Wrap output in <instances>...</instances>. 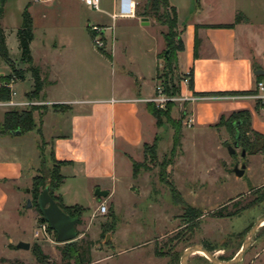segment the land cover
Segmentation results:
<instances>
[{
	"label": "rangeland",
	"instance_id": "1",
	"mask_svg": "<svg viewBox=\"0 0 264 264\" xmlns=\"http://www.w3.org/2000/svg\"><path fill=\"white\" fill-rule=\"evenodd\" d=\"M228 1L229 10L207 13L208 22H236L240 19L241 15L232 10L233 0ZM195 2L196 0L191 12H181V20H188L189 15L198 10ZM141 5L137 6V17L141 14ZM4 13L6 19L1 27L8 34L6 47L12 67L9 68L0 59V75L12 87L14 83L24 79L27 66L20 62L15 34L10 35V29L15 24L13 10L8 6L3 10ZM84 16L91 17V24L104 17L80 5L72 13L68 12V15L58 10L52 22L48 23L63 25L56 29L55 35L47 33V23L34 19L33 30L37 41L41 36L51 40L53 36L67 35L65 31H70L69 35L76 42V46L60 53L44 52L37 46L33 49L32 66L39 70L50 100H62L69 95L76 98L85 95L90 98L109 96L113 86L119 85L121 80L118 77L122 69L120 64L123 63L124 75L128 72H147L151 63L148 49H159L162 44L161 33L167 32L166 26L161 24L149 25L142 30L137 28L135 22L121 25L110 21L107 25L100 26L111 28L114 38L112 51L104 52L107 60H103L92 45L89 25L87 30L86 23L84 30L72 26ZM166 52L167 47L163 42L157 58L159 68L157 72L154 69V91L156 86L162 85L165 97L177 99L179 94L173 96L165 92V74H168L170 85L175 87H179L186 76L180 72L177 63H173L172 71L168 73L164 61ZM113 54L115 58L112 61ZM181 64L184 66L183 56ZM29 79L30 74L25 81L14 87L16 100H24L23 94L30 90ZM149 86L152 87L153 84L149 83ZM149 88L143 86L144 95L150 93ZM154 96L153 92L148 100ZM244 96L237 94L232 98L253 102L255 112L264 110L259 103L244 99ZM37 104L29 108L10 109L18 112L36 109L33 117H36L34 122L38 126L39 117L51 107L44 106L40 101ZM188 105L190 104L179 101L170 102L163 109L153 105L161 116L158 117L159 126H153L152 137L145 147L155 149V159L150 158L149 150L143 147L130 162L132 170L135 166L136 176H123L110 200L99 199L96 203L91 198H81L80 205L91 210L84 213L79 225H76L75 240L58 244L49 231L45 240L42 237L34 238V231L42 221L38 208L31 199L32 186H28L29 193L22 192L18 214H14L7 224L0 227V264H66L61 252L72 243L82 241L84 245H89L88 250L83 253V264H180L183 251L193 245L202 246L223 261L231 260L240 250L252 225L264 215V201L245 209L257 198L250 194L252 187L264 182V135L258 133L261 136L259 138L250 132L245 135V127H242L239 130L241 137L244 136L249 141L246 140L244 145L242 138L241 148L235 149V154L230 156L227 147H233V135L236 133L233 126H223L219 121L206 126L194 125L188 118ZM235 113L237 112L232 114ZM154 121L157 122L156 119ZM249 128L252 129L251 118ZM31 136L42 141L36 132ZM39 147L43 160L36 176H43L52 172L54 162L45 153L44 141L39 143ZM241 149L245 152L244 158H241ZM259 153L263 156L252 157ZM242 163L246 166L245 174L236 178L233 170ZM161 172H164L165 178L179 193L178 200H173L169 187L161 183ZM28 200L31 206L27 204ZM101 204L107 208L105 215L97 213ZM110 206L114 214L113 224V219L109 217ZM187 207L198 211L200 217L191 221L184 211ZM217 211H221L224 218L214 216L213 213ZM232 213L235 216L227 217ZM108 233H112L111 241L105 244L104 239ZM19 243L29 244V249H15ZM9 245L13 248H8ZM35 248L40 250V261L33 253ZM69 264L76 262L71 260ZM187 264L211 263L203 256L193 254L188 258ZM237 264H264V226L256 232L250 247Z\"/></svg>",
	"mask_w": 264,
	"mask_h": 264
},
{
	"label": "crops",
	"instance_id": "2",
	"mask_svg": "<svg viewBox=\"0 0 264 264\" xmlns=\"http://www.w3.org/2000/svg\"><path fill=\"white\" fill-rule=\"evenodd\" d=\"M117 1L101 0L100 11L97 13L104 17L91 24V17L84 16L85 18L78 19V22L73 23L72 26L84 30L86 23L87 30L88 25H107L112 22L110 16L115 10ZM133 1L136 3V10L139 4H142L140 9L142 10L146 2V0ZM167 2L176 10L177 31L180 33L184 47L183 52L176 55L178 69L185 75L189 71L192 72V91L181 82L182 96L193 93H238L239 95L251 93L255 90L258 81H264L253 75L255 70H264V17H262L264 0H233V12L241 15L238 22H208L207 13L227 10L228 0H196L198 10L190 14L188 20H181L180 14L191 12L194 0H167ZM78 5L91 11L84 5L83 0H7L3 10L10 6L14 13L15 24L10 29V35L16 34L25 8L32 18L33 27L34 19H38L42 21L41 23H47V33L55 35L56 29L63 26L48 24L55 18V12L61 10L68 15V12L72 13ZM5 19L4 13L1 25ZM115 22L121 25L135 22L137 28L142 30L149 25L159 24L151 16L143 17L141 14L138 17L135 14L132 19H117ZM221 26L228 28H220ZM65 32L68 34L53 36L51 40L41 36L37 41L33 30V40L30 44L31 57L36 46L40 47L41 51L56 53L76 46L74 38L69 35L70 31ZM4 34L7 44L6 29ZM162 34L160 48L148 49L147 54L150 55L151 63L147 72H139V74L128 72L124 75L122 73L124 67L121 63V74L118 76L121 83L114 85L111 94L107 97L90 98L89 95H85L76 98L69 95L68 98L54 101L47 98V90L43 85L39 97L29 100L35 103L40 101L44 106L67 107L63 111H54L52 108L47 110L39 117L37 126L42 141L46 143L45 153L57 162L67 163L60 168L64 182L56 191V195L61 198L65 206L77 205L91 210L80 205L81 198L88 197L97 203L99 199L94 196V191L99 189L108 193L105 198L108 201L113 197L120 179L123 176H132L130 162L150 141L154 131L153 126L156 128L154 118L147 112L144 103L154 92L156 78L154 69L157 72L159 68L157 58L164 42ZM196 42L197 57H194ZM92 51L97 53L93 49ZM98 56L107 60L101 54ZM182 56L184 66L181 64ZM114 58L113 54L112 61ZM28 76L27 73L24 79L12 85L11 90L14 94L12 103L29 102L25 96L32 91V79H29L30 90L23 94L24 100L21 98L16 100L14 93L17 83L25 81ZM149 83L153 86H149ZM143 86L150 87L148 95L143 94ZM236 95L200 97L201 100L188 105L189 120L194 125L206 126L234 112L248 111L251 116V130L264 135V110L260 113L255 112L253 102L236 98L234 100L232 97ZM10 108L0 106V125L4 114L9 112ZM35 132L36 130L20 135L12 133L0 135V227L7 224L14 214H18L22 192L29 193L28 186L38 172L41 162L39 143L42 141L31 136ZM258 156L263 155L259 153L252 157ZM262 186L264 182L252 188L257 189Z\"/></svg>",
	"mask_w": 264,
	"mask_h": 264
},
{
	"label": "trees",
	"instance_id": "3",
	"mask_svg": "<svg viewBox=\"0 0 264 264\" xmlns=\"http://www.w3.org/2000/svg\"><path fill=\"white\" fill-rule=\"evenodd\" d=\"M7 0H0V21L2 18V13H3V7L5 5ZM141 16L143 17H149L151 16L154 18L156 22L159 24L166 26L167 32L162 34L163 40L166 44L167 47V52L164 55V61H165V68L168 70V73L172 71V65L173 63L176 64L177 58L176 55L177 53L183 52L184 47H183V42L180 38V33L177 34V16H176V10L168 5L167 0H146ZM239 19L236 21L238 22ZM33 25H32V18L27 10L25 8L21 14V24L19 28L16 31V41L18 44V50L20 53V62L24 65L27 66V73L30 74L31 79L33 81V87L32 91L28 94H26L25 98L29 101L31 99H37L39 97V94L41 93L43 89L44 82L40 77L39 70L32 66V57H31V52H30V44L33 40ZM220 28H228L227 26H221ZM176 40V41H175ZM196 47H197V42L195 43V51H194V57H197L196 54ZM101 55L106 56V54L102 51H98ZM0 59L9 66V68L12 67L11 60L9 58V53L5 44V34L4 31L1 27L0 23ZM186 77L184 79L187 80V88L189 91H192L193 84H192V72L189 71L188 74L185 75ZM168 74H165V80L163 83V87L165 89V92L169 93V95H178L180 94V86H171L169 81H168ZM183 79V80H184ZM259 79L264 80V76L260 77ZM181 80V81H183ZM180 81V82H181ZM169 86V87H168ZM234 95L238 93H220V94H196L193 93L194 96L198 97H217V96H224V95ZM244 95H247L249 93H241ZM12 99V91L9 87V83L5 81L4 77H0V102H8ZM54 111H63L62 109L64 108L63 105H53L51 107ZM146 110L147 112L154 118L156 119V126H159V121L158 117L161 116V113L156 111L151 103H148L146 105ZM36 111V109H31L30 111H21L18 112L16 110H11L7 113L4 114L3 121L0 125V135H4L7 133H12L19 131L21 134H25L31 131L36 130L38 136L41 138V132L37 128L35 122H34V117L33 113ZM250 114L247 111H241L237 112L235 114L230 115L227 119H224V117H221L219 119V124H222L223 126H233V124H241L242 127H245V132L244 134H249L252 133L256 137H261L258 133L253 132L250 130ZM243 138V143L245 145L246 140L249 141L248 138L242 136L241 139ZM249 145V144H248ZM251 146V145H249ZM144 148L145 145L143 146ZM149 150V157L152 159H155V149L152 148H146ZM40 150V155H41V162L43 160V154L42 150ZM174 151V149H173ZM54 162V168L51 173L43 176H35L32 179L31 186V199L32 202L36 205L37 207V198L40 194V192L48 188L49 190V195L50 197L54 200V202L58 205V207L68 216L72 218L77 219V225H79L81 217L84 213L88 212V209L80 207V206H71L67 207L63 204L61 198L56 195V191H58L59 187L63 184L64 182V177L61 176L60 174V168L67 163L65 162H57L54 159H52ZM136 176V170L135 166H133L132 170V177ZM160 181L163 184H166L171 192L173 200H178L179 198V193L175 190L173 187L172 183L169 182L165 176L164 172L160 173ZM250 194H254L257 198L251 202L249 206H247L245 209L250 208V206H253L256 203H260L264 201V186L257 188V189H252L250 191ZM259 196V197H258ZM259 198V199H258ZM185 213L190 217V220H197L200 217V213L196 211L193 208L187 207L185 208ZM214 216L218 218H224L222 215L221 211H217L213 213ZM235 216V213L227 215V217ZM109 217H111L112 224L114 222V214L112 211V208L110 206L109 209ZM41 221V220H40ZM43 222V221H42ZM45 223V222H44ZM48 231L52 232L53 235L55 236L54 232L51 231V229L48 226ZM56 237V236H55ZM89 245H84L83 241L80 242H75L72 243V245H69L68 248L64 249L61 254H62V260L67 262L66 264H69L71 260H75L76 264H83V253L88 250ZM8 248H13L11 245L8 246ZM86 250V251H85ZM33 253L38 261H40L41 258V253L40 250L35 248L33 249ZM222 260V259H220ZM223 261V260H222Z\"/></svg>",
	"mask_w": 264,
	"mask_h": 264
},
{
	"label": "water",
	"instance_id": "4",
	"mask_svg": "<svg viewBox=\"0 0 264 264\" xmlns=\"http://www.w3.org/2000/svg\"><path fill=\"white\" fill-rule=\"evenodd\" d=\"M145 19H142L144 21ZM253 75L256 77L264 76V70H255ZM12 134L20 135L19 131L12 132ZM235 149H238V144L235 142L233 147H227L229 155L232 156L235 154ZM245 157V152H241V158ZM246 166L242 163L239 167L235 166L233 173L236 178H241L245 173ZM94 196L98 199H105L108 196L106 191H100L96 189L94 191ZM27 204L31 206V202L28 200ZM37 208L41 217V221L45 222L51 231L55 234V239L58 244H65L69 243L76 239L77 233L75 231L77 225V219L72 218L66 215L54 202V200L49 195L48 188L43 189L38 198H37ZM264 226V215L258 219L250 228L240 250L237 254L229 261H222L215 257V255L204 249L200 245H193L186 248L181 257H180V264H187L188 258L195 254L196 252H201L203 254V258L206 259L211 264H237L242 260V257L250 247L251 241L254 238L256 232ZM112 233H108L105 236L104 243H108L111 241ZM18 250H25L29 249V244L27 243H19L16 246Z\"/></svg>",
	"mask_w": 264,
	"mask_h": 264
},
{
	"label": "built area",
	"instance_id": "5",
	"mask_svg": "<svg viewBox=\"0 0 264 264\" xmlns=\"http://www.w3.org/2000/svg\"><path fill=\"white\" fill-rule=\"evenodd\" d=\"M83 3L90 10L99 12L101 0H83ZM136 14V3L133 0H118L115 6L114 12L111 14L110 19L115 22L117 19H132ZM91 42L96 51L111 52L112 44L114 43V38L112 35L111 28H103L98 25H89ZM187 86V80L182 81ZM10 89L11 86L9 85ZM155 96L150 100H146L145 103H151L158 109H163L170 102H182L192 104L201 100L202 98L198 96L189 95L182 96L179 94L177 99L174 97H165L162 85L155 87ZM12 92V97H13ZM244 99L253 100L259 103L264 108V81H258L256 83L255 90L243 97ZM38 105L35 102L26 103H12L11 100L8 102H3L0 106L11 107V108H29L30 106ZM97 213L99 215H105L107 213V208L104 204H101L97 208ZM35 239L43 238L44 240L48 238V225L44 222L39 224V227L34 231L33 234Z\"/></svg>",
	"mask_w": 264,
	"mask_h": 264
},
{
	"label": "flooded vegetation",
	"instance_id": "6",
	"mask_svg": "<svg viewBox=\"0 0 264 264\" xmlns=\"http://www.w3.org/2000/svg\"><path fill=\"white\" fill-rule=\"evenodd\" d=\"M233 128L235 129L236 133L233 135V145L236 142L238 144V148H241L240 143H241V133L240 129L242 128L241 124H233ZM242 150V149H241ZM243 151V150H242ZM241 151V152H242Z\"/></svg>",
	"mask_w": 264,
	"mask_h": 264
},
{
	"label": "bare ground",
	"instance_id": "7",
	"mask_svg": "<svg viewBox=\"0 0 264 264\" xmlns=\"http://www.w3.org/2000/svg\"><path fill=\"white\" fill-rule=\"evenodd\" d=\"M195 254H199V255L203 256V254L201 252H196Z\"/></svg>",
	"mask_w": 264,
	"mask_h": 264
}]
</instances>
